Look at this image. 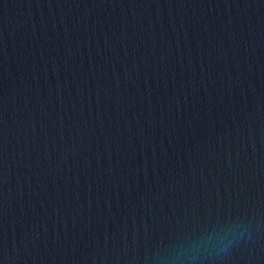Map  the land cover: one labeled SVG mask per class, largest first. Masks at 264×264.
<instances>
[{
  "label": "water",
  "instance_id": "95a60500",
  "mask_svg": "<svg viewBox=\"0 0 264 264\" xmlns=\"http://www.w3.org/2000/svg\"><path fill=\"white\" fill-rule=\"evenodd\" d=\"M0 264H264V0H0Z\"/></svg>",
  "mask_w": 264,
  "mask_h": 264
}]
</instances>
